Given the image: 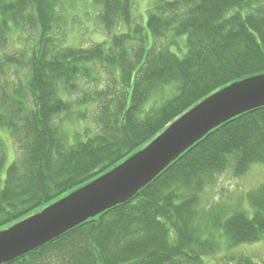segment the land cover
Masks as SVG:
<instances>
[{
	"label": "trees",
	"instance_id": "1",
	"mask_svg": "<svg viewBox=\"0 0 264 264\" xmlns=\"http://www.w3.org/2000/svg\"><path fill=\"white\" fill-rule=\"evenodd\" d=\"M93 1L109 38L72 48L56 34L65 0H0V128L19 150L5 169L0 138V231L110 172L213 93L264 74V0H156L145 26L136 0ZM254 165L264 166V107L209 133L128 202L8 264H183L199 248L261 241L264 184L247 197L252 215L203 208L221 176Z\"/></svg>",
	"mask_w": 264,
	"mask_h": 264
},
{
	"label": "water",
	"instance_id": "2",
	"mask_svg": "<svg viewBox=\"0 0 264 264\" xmlns=\"http://www.w3.org/2000/svg\"><path fill=\"white\" fill-rule=\"evenodd\" d=\"M262 107L264 74L213 93L110 172L0 231V264L24 257L128 202L209 133Z\"/></svg>",
	"mask_w": 264,
	"mask_h": 264
},
{
	"label": "rangeland",
	"instance_id": "3",
	"mask_svg": "<svg viewBox=\"0 0 264 264\" xmlns=\"http://www.w3.org/2000/svg\"><path fill=\"white\" fill-rule=\"evenodd\" d=\"M66 4L61 9V21L57 25L56 34L64 37L65 47L87 48L94 44L106 42L108 34L102 29L99 18L100 9L93 0H65ZM156 0H136L135 20L137 23L145 26L147 23L148 11L154 7ZM125 29V28H124ZM123 29V30H124ZM18 32L13 33L11 40V50L18 47L16 38ZM151 43V36H149ZM185 37H183V41ZM184 54L186 49L181 48ZM179 55L181 52L173 49ZM19 75L13 76L18 80ZM87 126L86 123H80L75 126L82 131ZM64 129L71 133L72 127L65 126ZM0 138L2 139L6 152L5 169L11 166L19 157V150L13 142L6 129L0 128ZM264 184V166L254 165L250 171L240 177H232L229 174L221 176L218 183L206 190L203 195L204 209L209 212H220L222 215L231 214L237 211H247L249 215L250 208L247 197L250 193L255 192ZM253 250L244 248L241 255L255 259L254 264H264V244H257L252 247ZM261 254V255H260Z\"/></svg>",
	"mask_w": 264,
	"mask_h": 264
},
{
	"label": "flooded vegetation",
	"instance_id": "4",
	"mask_svg": "<svg viewBox=\"0 0 264 264\" xmlns=\"http://www.w3.org/2000/svg\"><path fill=\"white\" fill-rule=\"evenodd\" d=\"M206 235L219 236L221 235V233H205L204 236L206 237ZM254 245L257 244L253 243V245L251 246L236 248L222 246L209 250H202L199 248L198 250H195V255L192 258V262L187 264H254L255 256L253 258H250V256L247 258L240 254L241 251L244 250V248H248V250H253L252 247H254ZM178 259H180L179 262L185 261L182 255L176 258V260Z\"/></svg>",
	"mask_w": 264,
	"mask_h": 264
}]
</instances>
